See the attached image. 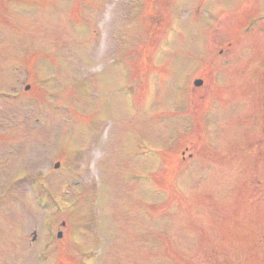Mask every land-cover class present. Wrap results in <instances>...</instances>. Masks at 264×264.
<instances>
[{"label": "rangeland", "instance_id": "rangeland-1", "mask_svg": "<svg viewBox=\"0 0 264 264\" xmlns=\"http://www.w3.org/2000/svg\"><path fill=\"white\" fill-rule=\"evenodd\" d=\"M148 4L157 6L150 11L151 7H147ZM126 5V0H0V92L15 88L14 83L19 77L22 79L24 75L33 76L30 77V81L19 79L18 89L15 91L20 93L21 99L28 98L30 104L35 105L39 112L44 111L43 119L40 118L39 123L37 120V127L31 130H26L28 126H24L23 123L18 124L17 132L0 129V161L6 157L9 150L21 151L19 155L12 157L11 161L4 160L3 164H0L4 166L0 168L4 174L2 179L0 176V183L7 181V176H15L12 180L15 181L14 185H10L6 190L9 193L4 202L7 209L0 215V264H34V253L42 238L39 230H41L43 211L33 207L30 201L31 193L30 197L24 191V189L31 190L30 182L33 177L22 178L24 172L17 174L27 169L30 173L39 172L42 175L40 178L54 193H58L63 186H68L71 183L70 178L79 177L82 185L80 183L79 187L72 188L71 193L74 196L82 193V198L85 195L94 197L96 202L94 207L90 201L83 199L75 205L74 197L69 202L77 206V211H81L82 207L85 209L93 207L94 210L99 208L100 215L93 216L89 220L93 222L95 232L83 242L87 250H97V257H94L96 264H146L147 254L152 253H157L160 257L153 256L157 261H149V264H264V229L261 228L264 226V206L258 212L235 222L233 214L226 219H218L221 216L220 212L214 210L213 220L208 217L206 210L196 204H189L199 191L196 182L208 181L216 188H221L225 182L230 187L235 186L238 173L232 164L243 163L244 160L227 151V147L223 152L219 148L223 149L228 140L238 142L246 131L242 120L251 115L250 108L254 105L252 95L259 102L256 110L253 111V116L262 113L261 118L264 119V107L261 106L264 92H251V95L248 86L251 79L253 84H257L262 79L264 56L259 57L252 49L244 47L249 45L248 42L253 38L257 42L264 43L263 36L252 33L255 30L264 31V23H260L250 33L251 35L248 34L249 36L241 41L240 46L236 48L240 49L238 53L234 50V46L225 49L228 43L235 44L233 37L238 32L237 37L247 35L243 34L242 30L249 20L259 19V15H264V0H138V8L131 19L134 23L130 28L132 36L129 38L122 33L127 28L122 19V15L126 13ZM167 8L182 11L183 18L176 26L177 38L165 58L168 61L163 63L164 59L162 60V71H169L167 78L175 83L186 82L197 69L198 73L193 76L203 79L200 88L188 84L189 88L185 89L187 96L181 114L187 115L189 119L191 135L185 134L176 143L174 153L179 155L185 147L188 153H196L199 151L198 148L203 147L202 142L206 138L201 127L203 112L208 106L210 107L209 100L220 93L223 99L221 98L222 102H214L212 135L208 143L213 149L223 153V156L215 157L213 160L215 165L210 168L205 159L199 160L184 174L176 173L171 165H167V173H163L162 176L165 182L159 185L165 187L168 180L175 175L181 181V194L171 191L168 200H153L146 191L151 185L147 186L143 183L139 185L136 176L132 175L139 170V167L121 151L120 141L124 138L122 145L127 149L125 137L137 133L148 147H165L171 136H177L173 132L177 124L166 120L162 125L154 128L147 122V118L138 122L122 114L116 105L114 88L109 87L112 84V80H109L112 71L107 73L100 71H105L107 68L105 62L108 61L115 45L123 38L129 40L126 56L128 55L131 64L141 63L142 67V63L145 62L144 55L150 54L149 46L152 51L156 46L155 42L162 36L165 23L170 17V14L166 16ZM74 13L79 15L78 18L84 17L87 24L91 25L93 21L95 22L91 30L93 34L90 32L87 36L81 37L69 34ZM210 26L214 27L210 30L208 38L209 49L204 52ZM76 29L85 31V26L76 27L72 34ZM79 33H81L79 30L75 32V34ZM93 37L97 41H94ZM85 38L96 42L98 47L92 50L91 46L83 44ZM140 38L143 40L137 43ZM220 48H223L224 55H218ZM246 51L250 53L247 58ZM42 54L53 59L56 69L50 73L51 81L41 86L38 75L39 72L40 76L48 75L42 72L45 68L41 67V70H38V66L33 67L32 64L30 69L29 65L36 59L48 61L49 59L41 56ZM141 54L142 61L139 57ZM235 55V64L231 65L233 62L227 64ZM65 56L72 59L75 66L81 67L67 71L70 66ZM250 57H253L255 66L251 78L246 72L251 71L250 68L241 67ZM91 59L97 61L99 69H96L92 61H87ZM227 59L229 60L224 63ZM258 60L262 61L257 62ZM147 69L155 70L149 65ZM222 71L223 73L220 74ZM220 76L222 82L219 85ZM34 77L39 83H35ZM29 83L32 88L27 92L23 91L24 86ZM109 89L112 90L111 93ZM139 90L144 96L142 108L147 105V97L152 99L154 93L149 89L148 94V88L147 90L139 88ZM160 100L161 97L158 95L152 101L155 104L153 113L166 116L170 113V105L173 103L172 93L168 94L167 111L156 108ZM0 104L3 105L4 102L0 101ZM58 104L63 110L51 112L52 105ZM8 106L5 105L6 112L2 114L3 122L11 117L9 113L17 114L13 104L11 109ZM22 110L28 112L27 108ZM50 117L55 120V124L51 126L48 124ZM78 117L83 120L89 117L97 126V130L105 127L104 141L95 137L94 133L91 137L79 136ZM263 119L260 123L264 122ZM29 121L33 122L31 116ZM250 122L247 121V129ZM263 133L262 141L256 138L258 133L251 138L250 144L253 148L264 151ZM61 136L65 137V140L61 141L58 152L83 153V160L79 157L83 164L81 171H64L73 170L70 165L71 156L64 159L57 151L51 152V144L55 142L58 144L57 140ZM111 137L115 138L112 144L109 141ZM45 140H49L50 144H44ZM96 147L98 148L95 150ZM56 162L60 164L58 172L53 168ZM148 174H152V171ZM153 178L155 181L151 184L159 179L157 175ZM18 181L19 184H23L22 189L17 188ZM170 183L171 181L169 185ZM206 186L210 189L209 184ZM131 188L140 189L139 193L136 194L135 190H130ZM12 191L20 193V201L16 204L9 199V196H13ZM247 191L252 197L257 189L249 187ZM189 194L191 196L188 199ZM203 197L218 205L215 200L218 199L216 193L206 192ZM137 198L149 199L146 200L149 209L147 210L146 205L145 211L151 217V224L147 219V213L143 209H137V201H142ZM261 198L264 203V193L260 195L259 199ZM160 203L162 207H159ZM232 205L234 212L243 207L240 201L232 202ZM220 206L224 207L221 204ZM85 214L84 210L74 215L68 225L78 228ZM67 216L68 214H64L56 218V229H60L61 220ZM228 217H232V221H227ZM211 225L212 232L208 229ZM150 232L153 239L160 235L161 242L158 245L156 241H151L148 250L142 248L141 242L149 241ZM33 233H36L34 241H32ZM62 237H65L63 232ZM160 248L165 250V260L161 257V251L152 250ZM56 252L61 257L62 250L56 248Z\"/></svg>", "mask_w": 264, "mask_h": 264}]
</instances>
